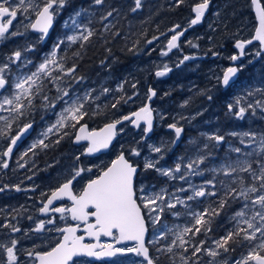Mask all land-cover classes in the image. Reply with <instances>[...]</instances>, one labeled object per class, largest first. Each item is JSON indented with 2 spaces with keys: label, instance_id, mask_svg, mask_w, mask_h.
Returning <instances> with one entry per match:
<instances>
[{
  "label": "snow or ice",
  "instance_id": "snow-or-ice-1",
  "mask_svg": "<svg viewBox=\"0 0 264 264\" xmlns=\"http://www.w3.org/2000/svg\"><path fill=\"white\" fill-rule=\"evenodd\" d=\"M251 5L256 9V15L259 26L256 28L255 35L250 40H236L234 47L239 50L238 55H232L231 61L236 62L244 56L245 46L251 45L253 40L259 41L261 48L255 53L260 56L264 52V0H250ZM68 0H0V42L12 39L16 36H26L29 30L38 32L40 35L34 43L26 42L19 46L10 55L5 57L4 62H0V138L8 139L6 150L0 152V157H9L14 149L29 134L33 128L34 121L28 120L29 114L37 107L45 112H52L56 120L41 131L38 137L21 154L23 160L31 152L35 155L37 148L46 149L50 146L45 141L53 135L59 134L55 141L60 143L69 133L67 128H77L75 141H87L88 146L82 155L91 156L102 150L108 149L118 132H122L125 122L139 128L143 124L144 137L146 139L153 128V109L145 104L138 111L130 115H123L121 118L113 119L106 123L99 131H88L87 125L82 123L85 117L89 115L87 105L99 100V96H93V89H86L83 92L77 91L73 85L82 83L84 77L77 76V61L82 58V53L87 46L92 43V38L99 35V38L105 43H110L109 35L114 40L121 35L120 31H113L115 28L114 13L119 15L116 8L103 13L99 21H94L95 12L88 8H80L64 21L63 28L70 34L60 36L53 43L51 50L46 53L41 61L34 65L35 70L22 71L33 65V61L26 55L34 51L35 43H41L49 36L50 29L53 28L57 16L67 5ZM93 5L103 6L105 0H92ZM176 6L184 3V0H174ZM135 6L130 9L135 13L142 7V0H134ZM210 6V0H201L192 8L194 18L191 19L189 27L201 22L205 12ZM18 14L22 16L19 20L17 30L10 31ZM217 15H219L217 13ZM34 17V18H33ZM112 18V19H110ZM27 20L28 23H24ZM103 24L99 34L96 29L91 27L94 23ZM23 31H20V28ZM172 33L167 40V51H161V56H167L173 49L179 47V39L183 35L180 31V25H174L168 30ZM186 31V29H185ZM161 35H165L161 33ZM159 37L153 36L147 40V45H152ZM211 39V37H209ZM79 43V49L69 55V50ZM140 40L135 41L129 52L136 50ZM191 44V42L189 41ZM192 47L198 45L191 44ZM106 51L111 53L110 49ZM63 53V54H61ZM213 55L217 53L213 52ZM194 59L192 56L185 55L176 67H180L186 61ZM73 61L71 66H66L67 62ZM103 63V62H101ZM11 65L16 66L13 72ZM243 65L228 67L222 78L217 77V83L228 87L238 71L242 70ZM171 68L167 64L163 70L155 72L156 77H163ZM11 75V79H9ZM51 85V87H49ZM124 84L117 85V91H122ZM135 89L136 84H132ZM52 89H55V95H50ZM111 91L104 88L101 95ZM255 92L264 94V88H256ZM148 100L151 101L156 92L148 89ZM203 94V93H201ZM137 93H133V96ZM248 95H254L249 91ZM133 96L124 99H117L111 108L116 109L118 105L128 103L133 100ZM211 100V95L208 96ZM36 100L40 104L35 103ZM188 101L184 102L186 105ZM58 105L60 111L56 112ZM182 105V106H184ZM260 108L264 111V104L257 101L255 105L249 103L247 108L242 106V97H237L234 103L227 105L228 113L234 115L237 119H244L248 109ZM103 111L97 105L91 115H103ZM28 120L19 126L21 119ZM163 119V116L160 115ZM183 118V117H182ZM194 119V117H193ZM17 124L18 131L15 135H10L13 131V125ZM118 125L121 126L118 129ZM174 130L175 139L170 141L174 145L178 142L183 131L177 123L168 125ZM64 130V131H62ZM232 136H238L241 145L249 148L253 144L255 147L251 151H244L243 148L229 144L228 154L220 159V162L213 163L211 167L202 168L214 156L213 149L220 146L225 141V136L217 133H201L206 140L202 147H196L193 155L187 157V163H184L185 157L175 163L174 167H162L160 161L164 158L163 152L169 150L168 144L161 143L156 146L149 144V152L160 154L158 157H144L143 170H154L159 176L167 178L169 181H181L183 184L175 187L174 191H169L168 187H161L155 190V185L144 183L137 186L136 178L141 171L140 166L131 159L139 158L141 151L133 147L130 149L128 157L123 151L111 161L110 166L99 169V175L88 179L83 189L77 194L73 192L74 181L82 177L85 172L91 173L93 168L97 167H73L70 178L60 184L47 196L46 203L39 209L42 214L58 213L59 220L64 221L70 215L74 225L65 224L59 227L57 218L53 216L47 220H41L36 223L31 231L58 234L53 237L54 246L46 251H27V256L34 258L38 264H82L81 257L95 258H113L117 256H127L133 253L136 257H142L141 261L134 264H157L159 255L154 260L149 254V248L146 244L159 245L156 252L159 254L175 255V249H182L188 253L191 248V255L180 256L181 264H200L199 255L210 257L207 264H229L227 259H218L223 254L234 252L236 247L243 246L244 242L253 244L246 256L236 260L234 264H264V135L254 132H232ZM247 138V142L245 140ZM195 145L196 141H189ZM235 154V157L233 155ZM254 158V159H252ZM76 161L80 162V156ZM255 164V167H253ZM7 160L0 159V168H8ZM20 168L25 167L23 163ZM210 173L209 179L203 180L200 184L192 182V177H204ZM247 174V176L243 175ZM31 179V177H29ZM250 180V182H249ZM186 184L187 187L183 185ZM8 185L0 188L3 192ZM15 191H22L19 185H14ZM181 193H187L182 196ZM45 196V193H41ZM65 198L71 201V207L55 206L54 202L62 201ZM239 203L242 206L233 215L229 217L232 227L226 230L225 235L218 239H213L209 234L213 230L216 218L220 217L232 204ZM178 206L183 211L178 210ZM202 209V210H201ZM2 211V209H0ZM18 211V210H17ZM170 213L174 218H184L185 223L168 224L164 222L163 217ZM15 219V217H13ZM31 220L32 217H29ZM149 224L151 225V239H146ZM46 225H51L45 228ZM2 228L11 229L12 232H20L21 229L11 223L0 225ZM82 231L84 235H77ZM259 234V236L257 235ZM203 235L205 239H199ZM85 236L94 239L95 243H85ZM101 236L109 237L112 243H101ZM170 243H161L168 241ZM211 239L214 247L207 246V240ZM125 241H134L132 247H118ZM18 241L11 240V246L0 243V250H3L7 256L6 264H19L15 252ZM235 246V247H234ZM0 264H3L0 261ZM86 264V262H83ZM175 264V261H172Z\"/></svg>",
  "mask_w": 264,
  "mask_h": 264
},
{
  "label": "flooded vegetation",
  "instance_id": "flooded-vegetation-1",
  "mask_svg": "<svg viewBox=\"0 0 264 264\" xmlns=\"http://www.w3.org/2000/svg\"><path fill=\"white\" fill-rule=\"evenodd\" d=\"M77 1L80 2L72 4V0H68L65 8L61 11L60 15L57 16L54 26L52 29H50L49 36L46 38V40L41 43H35L34 51L26 54L28 58L31 59L34 63L40 61V58L43 56V54H46L51 50L53 43L56 42L58 37L70 34L66 29L63 28V23L69 17V15L73 14L80 8H83L84 0ZM199 2H201V0L192 2L193 5H191V15L188 19L189 24L191 19L193 18L192 8L196 3ZM242 6L246 7L243 11V16L246 18L244 22L240 21V17H232L228 14L222 13L217 15V12L219 13V11H221L222 9L221 5L217 0H210V6L200 24L189 27V24L187 23L183 25L175 23V25H180V31L182 29L184 30L182 37H180L179 39V47L177 49L169 52L167 56H161V51L164 49L155 51V53L151 57L146 58L144 60L145 62L141 63V65L135 63L131 64L130 66L131 68L136 66L142 67L144 71L152 73V80L154 81L153 87H155L157 90H160L161 86L156 85V83H163L166 80L163 79L164 76L156 77L155 72L157 70H163L165 64H167L168 67L171 68V71L165 75L169 79V81L171 79H174L175 81L172 82H174L178 86L179 84L186 85L183 86L182 89L179 88L180 90H176V96L173 100L172 111L169 114H172V118L170 119L171 122L177 123V126L182 127V138H184L185 135L190 134L192 136V140L196 141L195 145L191 144L193 147H198L202 142L206 141L202 138L201 131L205 130L207 133H210L211 129H214L213 133L225 136V141L223 142L225 146L220 145L213 149L214 156L210 158L208 162L201 165L202 168L211 167L213 163L218 164L220 162V159L224 157V154H228V142H231V144L234 146L238 145V138L236 136L229 135L230 131L235 126H238L241 130L244 131L249 130L251 132H255L257 135H264V111H261L260 108H255L254 114L253 109H248L246 111L245 118L240 122H236L234 120L235 116L229 114L227 109V105L229 103H234L237 97H242V106L247 108V105H245V103H252L253 105H255L258 101V97L264 96V94L254 91L256 88H264V52H262L260 56L255 55V53L261 48L259 42L254 41L251 45H246V54L240 57L238 61L233 62L230 59L232 55L239 54V50L234 47L236 40H249L253 36L254 26L257 24L250 0H244ZM262 6H264V3H262ZM217 8L219 10L216 11ZM20 19H22V16L18 14V17L16 21H14L13 26H11L10 31L17 30ZM24 23L26 24L28 23V21L25 20ZM218 23L221 26V29H233V31L218 33V31L214 30L217 29ZM169 29L170 27L166 30V32H163L165 35H161L160 33L156 37L164 40L168 37L167 39H169L172 35V33L168 31ZM20 31H23L22 27L20 28ZM39 35V33H35L29 30L26 36H16L10 40L0 42V62H4L7 55H10L19 46L24 45L22 40H29L28 43H34L38 39ZM218 35L221 36V40L219 41L216 40V36ZM209 37H211V39H209ZM190 38H197V41H200L197 44L198 47L190 48L188 46L189 41L187 39ZM215 43H217L218 45H216ZM213 52L217 53V55H213ZM189 54H197L198 56L202 57L199 58V60H197L196 62L188 61L183 65H180V67H176L178 62L183 59V56ZM142 64L145 65L142 66ZM198 65H200L201 67V73L198 74L197 77L200 76V81L205 83V88L207 89L205 96L203 94H196L199 89L195 90L193 86L190 87V80L188 79V74H193L195 71L192 70V68ZM240 65H243L242 70L237 72L228 87H224L221 84L217 83L216 78H221L223 72L228 67H238ZM30 66L32 69L33 65ZM11 68L13 72L16 71L15 65H11ZM76 75L82 76L78 73H76ZM183 75L185 77H182ZM130 77H132V73L130 74ZM9 79H11V75H9ZM81 85L82 83H79L73 85V87L75 88V86H77V88H79V86L81 87ZM49 87H51V85ZM249 91H253L254 95H248ZM51 93L54 96L56 94L55 89H52ZM195 94L198 96H195ZM144 95L145 101L146 94L144 93ZM209 95H211L212 97L211 100L208 99ZM178 98H180V101H178ZM203 98H205L206 100L204 101ZM37 101L40 102L39 100H36V104H38ZM185 101H188L186 105H184ZM153 106V109L155 110V105ZM156 108L158 109V107ZM36 109L37 110L29 114V117L42 116L43 111H38V107ZM158 111L160 112L159 109ZM181 112L188 113L187 117H185L186 120H188L190 124L197 123L198 125L196 126V128L185 127L180 122V119L182 117ZM0 115H7V113H0ZM51 115L53 114L51 113ZM45 116H48L47 112H45ZM189 117L190 119H188ZM247 119L248 121H244ZM178 122H180V124ZM163 130L173 132L172 129H167V125L165 126L163 122H161V124L159 123V115L156 112V122L153 126L152 133L155 135L159 133V131L161 132ZM16 131H18V129L16 130V124H14L13 131L10 133V135H15ZM136 131L141 135L142 138L143 127H139ZM36 132L37 129L33 128L30 136L25 141H23L22 144L21 142L19 143V146L14 149V152L11 156L0 157V159L7 160L9 165L8 168H0V188L8 185V187L5 188L3 192H0V209H2V211H0V225L4 223H11L21 229L20 232L14 233L11 231V229L0 227V243L5 244L6 246H11L12 239H16L18 241L15 252L19 264H34L35 262L34 258L28 257L26 254L27 252L24 251H28L31 249H34L35 251H46L49 250L50 247L54 246L55 240L53 239V237H57L58 234L49 233L46 230L39 233L31 231L35 228L36 223L41 220L52 218L53 216L57 218L59 227H64L65 224L71 223L69 216L66 220L61 221L59 220L60 214L58 213L42 214L39 212V209L43 206L47 196L52 191L49 184L51 183L49 181L50 177H46V174L50 173L45 172L43 176V171H38L40 164L37 161H32L30 159H27L26 157L23 160L20 159L21 154L30 145L29 144L26 146L25 144L30 140L32 143L33 138L36 136ZM149 139L142 140L146 143ZM9 143L10 141L8 139L0 138V152L6 150ZM253 147H255V144H253ZM173 148L174 150H176V153H174L176 155H182L184 153V151L180 149L179 146H173ZM171 161L174 162L173 160ZM21 163H23L25 167L20 168L19 164ZM67 164V160H61V164L57 163L56 168L59 166L65 167ZM76 166H79V164L77 163ZM253 167H255V164H253ZM140 169L141 171L136 178L137 186H139V184L141 183H144L147 185H155V190L157 191L161 187L165 186L168 187L169 191H174L175 187L183 184V182L178 180L169 181L167 180V178L161 177L158 174L147 175L149 170L144 171L142 164L140 166ZM153 172L155 171L153 170ZM93 175L94 174H89L88 172L83 173L82 177L78 178L74 182V193L78 194L85 182ZM243 175L247 176V174ZM29 177H31V179H29ZM210 177L211 174L206 173L204 177H192L191 179L193 183L200 184L203 180L209 179ZM67 179L68 177L64 181H66ZM81 183L82 185L80 186ZM14 185H19L22 191H15V188L13 187ZM183 186L187 187L186 184H184ZM41 193H45V196H41ZM181 195L186 196L187 193H181ZM54 205L69 207L71 204L68 200L64 199L55 203ZM178 210L183 211L182 207L180 206H178ZM222 216L223 219L221 220V222H219L218 219L215 220L213 225L214 229L221 230L223 225L222 223H227L228 216ZM13 217H15V219H13ZM29 217H32V219L30 220ZM163 220L170 225H183L185 223L183 217L176 219L170 213H166L163 217ZM49 227H51V225L45 226L46 229ZM151 231V225L149 224L146 239H151ZM77 235H84V233L82 231H79ZM170 241L171 237H169L168 241H161V243H170ZM84 242L93 243L94 240L85 238ZM100 242L112 243L113 241L109 237L101 236ZM134 244V241H125L117 246L132 247L134 246ZM146 246L149 248V254L154 260L159 255L157 264H167L166 260L164 259L166 254H159L156 252V248L159 247V245L146 244ZM175 250L178 251L179 248ZM142 259V257H136L133 253H129L127 256L123 257L117 256L113 258H102L101 260L87 257L79 258L82 264L83 262H86V264H134V262L141 261ZM0 261H2L3 264H6L7 262V256L3 250H0ZM175 261V264H180L179 261ZM144 264H146V262H144Z\"/></svg>",
  "mask_w": 264,
  "mask_h": 264
},
{
  "label": "trees",
  "instance_id": "trees-1",
  "mask_svg": "<svg viewBox=\"0 0 264 264\" xmlns=\"http://www.w3.org/2000/svg\"><path fill=\"white\" fill-rule=\"evenodd\" d=\"M189 1L194 2L196 0H184V3L180 6H176L174 0H142V7L133 13L130 9L135 6L134 0H105V4L103 6H95L93 5L92 0H84L83 8H88L89 11L95 12L94 21H99L100 15L111 10V8H116L119 15L117 16L116 13H114L115 20L113 22L115 23V28L113 31L119 30L121 35L114 40L109 35L108 39L111 42L107 44L99 38V35L94 36L92 38V43L89 44L86 50L82 53V58L77 61L78 68L76 73L84 77L83 86L86 89L89 86L99 87L100 85H102L100 90H103L106 86L109 88L112 79H114L116 86L123 83L124 87L122 91H110L109 93L102 95L99 100L87 105L89 115L85 117L82 122H86L92 127H98L102 123H105L114 117L124 115L140 105L143 101L144 93L146 94L147 87L154 85L152 80L153 75L143 69L131 70L130 66L135 63L141 65V63L145 62L144 60L151 54V52L147 50L149 48V45L146 44L147 40L152 39L153 36H157L164 31L166 32V30L175 23H179L180 25L185 23L189 24L188 19L191 15V5H193L192 3H189ZM217 1L222 8L219 13L217 12L218 14H228V12L233 8L241 7L244 3V0ZM78 2L80 1L72 0V4ZM91 27L95 28L99 34L103 24L94 22ZM214 30L218 31V33L233 31V29H221L219 23L217 24V29ZM137 40H140V43L136 46V50L129 52L128 49L132 48L133 44ZM194 40L197 44L200 42L197 41V38ZM216 40H221V36H216ZM215 44L218 45L217 43ZM163 48L164 46L161 47V49ZM78 49L79 44L73 46L68 54L71 55L72 52H75ZM106 49H110L111 53L109 54ZM153 50L160 51V49L156 47H154ZM72 62L73 61L69 60L67 65L71 66ZM192 70L195 71L193 74H188V79L190 81H187L190 82V87L193 86L195 90L199 89L196 94L201 95V93H203L205 96L207 92L205 83L200 81V77H197V75L201 73V67L196 66L193 67ZM131 73L132 77L129 76ZM106 78L109 79L105 80ZM131 81L132 84H136L135 89L132 87ZM181 86L186 85L181 84ZM178 87L179 86L174 82L162 85L160 93L162 106H169L168 103L170 104L171 101L174 100L176 96L175 92ZM133 93H137V95L133 96ZM196 94L195 96H198ZM129 96H133L132 101H129L128 103L121 102L116 109L111 108V105L116 103L117 99H120L121 97L127 99ZM203 100L205 101L206 99L203 98ZM178 101H180V98H178ZM97 105H99L104 114L93 116L91 115V112L96 109ZM23 120L25 119H21L19 126L24 123ZM16 127H18L17 124ZM75 129L76 128H67L66 131L69 135L60 140L59 144L55 143V141L59 138V134L51 136L49 140L45 141L50 144L48 148H37L34 150L36 153L35 155L30 152L26 157L27 159L32 161L35 160L40 164L38 171H43V176L45 172L50 173L46 174V177H50L49 181L51 183L49 184L51 186L50 189L52 190L67 177H70L73 167H76V164L78 163L75 159L77 156H80V162L78 164L91 167L93 163L90 165L89 163L92 161H98L99 169H101L104 168L115 153L119 151H124L128 157L130 149L133 146V143H135H132L133 138H131L130 133L127 134L122 131L119 132L118 139L115 141L110 151L97 158H86L81 156V148L72 143ZM61 160H67L68 164L65 167L59 166L56 168V164H61ZM98 172L99 170H96V173ZM148 174L154 175L153 171H149ZM81 185L82 183L80 186ZM241 206L242 205L239 203L232 204L231 207L227 208V210L223 212L220 217L216 218L219 222H221L223 219L222 215L228 216L227 223H222L223 225L221 230L213 228L212 232L209 234L213 239H218L220 236L225 235L226 230L232 227V224L229 222V217L233 215L235 211L239 210ZM199 239H205V237L200 235ZM211 242V239L207 240V245ZM255 243H257V241L253 242V244H249L245 241L243 246L236 247L234 252L230 251L227 253L228 258L232 260L233 258L242 256L243 254H247L249 249L254 246ZM174 251L175 255H165L164 259L167 264H172L173 260H177L181 264V255H191L190 252L184 253L182 249Z\"/></svg>",
  "mask_w": 264,
  "mask_h": 264
},
{
  "label": "rangeland",
  "instance_id": "rangeland-1",
  "mask_svg": "<svg viewBox=\"0 0 264 264\" xmlns=\"http://www.w3.org/2000/svg\"><path fill=\"white\" fill-rule=\"evenodd\" d=\"M246 7H244V6H241V7H235V8H233L231 11H229L228 12V15L229 16H232V17H240V21L241 22H244L245 20H246V18L243 16V11H244V9H245ZM168 38V37H167ZM167 38L164 40V39H162L161 41H159L158 43L156 42V41H154L153 42V46L154 47H156V48H158V49H161V47L162 46H164L165 47V44H166V41H167ZM188 41H190L191 42V44H195V45H197V43L195 42V40L193 39V38H190V39H187ZM29 40H22V42L25 44L26 42H28ZM191 44L190 43H188V46L190 47V48H196V47H192L191 46ZM166 49V48H165ZM165 49L163 50V51H165ZM167 50V49H166ZM45 54H43V56H44ZM42 56V57H43ZM42 57L40 58V61H41V59H42ZM40 61H38V62H35L34 64H33V66H32V69H30V70H35V68H34V65L35 64H37V63H39ZM144 63V62H143ZM145 64H142V66H144ZM131 70H135V69H142V67H133V68H130ZM23 71V70H22ZM182 77H185L184 75L182 76ZM109 78H111V77H109ZM109 78H106L105 80H107V79H109ZM112 79V78H111ZM172 81H175L174 79H171L168 83H171ZM191 81H192V79H191ZM50 86V85H49ZM102 85H100L99 87H92V86H89V87H87V89H93L94 91H93V96H99L100 98L102 97V95H101V92H102V90H100V87H101ZM182 87L183 86H181V84H179V87H178V90H180V89H182ZM75 88H76V90L77 91H79V92H83L84 90H86V88H84L82 85H81V87L79 86V88H77V86H75ZM104 88H108L107 86L106 87H104ZM109 88L111 89V91H113V90H116L117 89V86H116V84H115V82H114V79H112V81H111V85H109ZM180 88V89H179ZM258 101H260L262 104H264V96L263 97H261V96H259L258 97ZM249 103H245V105H248ZM252 104V103H251ZM62 105H58L57 106V108H56V112H59L60 111V107H61ZM156 107H158V109L160 110V112L158 111V109L156 108ZM37 110V109H36ZM38 111H43L42 109H40L39 107H38ZM155 111L158 113V115H159V123L161 124V122L163 121V120H170L171 118H172V114H169V112L166 110V107L165 106H162L159 102H156L155 103ZM165 112V113H164ZM160 115H162L163 116V119H161L160 118ZM187 115H188V113H186V112H181V116L183 117H181V119H180V122L185 126V127H193V128H196V126L198 125L197 123H193V124H190V122L188 121V120H186V118L185 117H187ZM188 119H190V117L188 118ZM28 120H33L34 122H36V123H39V125H40V127L38 128V130H37V132H36V136L33 138V141L38 137V134L41 132V131H43L47 126H48V124H50V123H52V122H54L55 120H56V116L53 114V116L51 117V118H49V120H47L46 118H45V112L43 111V114H42V116H41V118H36V119H34V118H31V119H28ZM28 120H23L24 122H26V121H28ZM214 120V119H213ZM234 120L236 121V122H240V121H242L241 119H237L236 117L234 118ZM244 121H248V119L247 120H244ZM170 121H168V123H169ZM180 122H178L179 124H180ZM123 132L124 133H127V134H129V133H131V130H129L127 127H123ZM216 129H218V128H216ZM202 133H207L205 130L204 131H201ZM214 132V129H211V132L210 133H208V134H212ZM232 132H237V133H241V132H251V131H249V130H241L238 126H235L231 131H230V133H232ZM255 133V132H254ZM261 134H259V135H257V139L259 138V136H260ZM167 136V137H166ZM173 137H174V135L172 136V134L169 132V131H167V130H163V131H159V133H157V134H155L150 140H148L146 143H144V142H141V140H140V136L139 135H136V134H134V133H132V135H131V138H133V141H132V143L133 142H135V143H133V146L131 147V148H133V147H136V148H138L140 151H141V156L139 157V158H136L137 160H139V161H141V164H142V166H143V163H144V157H148V156H152L153 158H156V157H158L160 154H155V153H150L149 152V148H148V145L149 144H153V145H156V146H159V145H161V143L163 142V143H165V144H168V147H169V150H166V151H164L163 152V156H164V158L160 161V165L159 166H162V167H174V165H175V163H177V162H179L180 161V158L181 157H185V160H184V163H187V157L188 156H191V155H193V153L195 152V149H196V146H192L190 143H189V141H191L192 140V136L189 134V135H185L184 136V138L181 140V142L179 143V148L180 149H182L183 151H184V153L181 155V154H174V153H176L175 151L176 150H174V148H173V145L172 144H170V141L171 140H173ZM237 138H238V145H237V147H241V148H243L244 149V151H251L252 150V148H253V145L251 146V147H249V148H244V145H241L240 144V142H239V137L238 136H236ZM202 138L203 139H205L203 136H202ZM245 140H246V142H247V138H245ZM32 141V142H33ZM206 142V141H205ZM205 142H202L198 147H202L203 146V144L205 143ZM29 144H31V140L28 142V143H26L25 145L27 146V145H29ZM229 144H231V142H228V148H229ZM221 145H224L225 146V144L224 143H222ZM176 147V146H175ZM142 150H143V152H142ZM179 155V156H178ZM224 156H225V154H224ZM233 157H235V154H233ZM166 159H167V162H164V161H166ZM254 159V158H253ZM100 160V159H99ZM171 160H173L174 162H172ZM171 161V162H170ZM168 162H170V163H168ZM93 165H96L97 167H95V168H93V172L94 171H96V170H98L99 169V164H98V161H95L94 162V164ZM149 175V174H148ZM157 189H158V187H157ZM236 212V211H235ZM234 212V213H235ZM258 236H259V234H257ZM259 241H257V243H258ZM208 247H214V245H212V242L210 243V244H208L207 245ZM24 252H27V251H24ZM189 252H190V254H191V248L189 249ZM247 254H243L242 256H246ZM242 256H239V257H236V258H233L232 260H230L229 258H228V256H227V253L226 254H223L221 257H219L218 259H220V260H224V259H227L228 261H229V264H234V262L236 261V260H239V259H241V257ZM209 259H211L210 257H208V256H206V255H202V254H200L199 255V262H200V264H207V261L209 260ZM250 264H254V262H250Z\"/></svg>",
  "mask_w": 264,
  "mask_h": 264
},
{
  "label": "water",
  "instance_id": "water-1",
  "mask_svg": "<svg viewBox=\"0 0 264 264\" xmlns=\"http://www.w3.org/2000/svg\"><path fill=\"white\" fill-rule=\"evenodd\" d=\"M195 6V5H194ZM193 6V7H194ZM252 10H253V12H254V15H255V18H256V21H257V25H256V28L259 26V21H258V18H257V15H256V9L252 6ZM193 12V11H192ZM207 12V11H206ZM206 12H205V14H206ZM194 14V13H193ZM195 15V14H194ZM203 19V18H202ZM256 28H255V30H254V35H255V31H256ZM182 31H184V30H182ZM184 33V32H183ZM253 35V36H254ZM252 39V38H251ZM254 41H256V40H253V42ZM259 42V41H258ZM192 57H194V59H196V58H198V56H192ZM194 59H191V60H194ZM189 61V60H188ZM153 98V97H152ZM152 100V99H151ZM145 104H147V105H149L150 106V101L148 100V98L146 99V102H145ZM144 104V105H145ZM143 105V106H144ZM142 107V106H141ZM140 108V107H139ZM139 108H137L135 111H138L139 110ZM135 111H133V112H135ZM132 113V112H131ZM131 113H128V114H126V115H130ZM122 117V116H121ZM121 117H119V118H121ZM153 117H154V115H153ZM116 119H118V118H116ZM112 120H110V121H108V122H105V123H103L100 127H97V128H89V126L86 124V123H84V124H86L87 125V130L88 131H99L101 128H103L104 127V125L106 124V123H109V122H111ZM153 123H154V119H153ZM130 124V123H129ZM130 126L131 127H134V128H136L135 126H133L132 124H130ZM118 127H119V125H118ZM32 130V129H31ZM30 130V131H31ZM78 127L75 129V134H74V137H73V143L74 144H76V145H79V144H83V143H85L86 144V147L84 148V151H83V153L85 152V149L87 148V146H88V142L87 141H80V142H76L75 141V135L77 134V132H78ZM30 133V132H29ZM151 133V132H150ZM150 133L148 134V136L150 135ZM147 136V137H148ZM143 137H144V135H143ZM116 140V137L113 139V141H112V143L110 144V146H109V148L108 149H105V150H102V151H100V152H98V153H95V154H93V155H91V156H88V157H93V156H97V155H99V154H101V153H104V152H106V151H108L109 149H110V147L113 145V143H114V141ZM120 154V153H119ZM118 154V155H119ZM117 155V156H118ZM84 156H87V155H84ZM116 156V157H117ZM115 157V158H116ZM114 158V159H115ZM113 159V160H114ZM110 164H111V162H110ZM110 164L108 165V166H110ZM99 175V174H98ZM64 183V182H63ZM87 183V182H86ZM85 183V184H86ZM62 184V183H61ZM84 184V185H85ZM84 187V186H83ZM83 187H82V189H83ZM81 189V190H82ZM50 195V194H49ZM66 200H67V198H65ZM46 200H47V198H46ZM46 200H45V202L44 203H46ZM69 202H70V204H71V201L70 200H68ZM57 202H59V201H57ZM57 202H54V204L55 203H57ZM43 207V206H42ZM69 207H71V205L69 206ZM69 217H70V215H69ZM70 220H71V218H70ZM72 221V220H71ZM73 222H75V221H73ZM76 223V222H75ZM71 225H74V224H71ZM147 234V233H146ZM85 238L86 239H92V238H89V237H87V236H85ZM94 240V239H93ZM96 241L94 240V242L93 243H95ZM34 264H38V262H36L35 261V263Z\"/></svg>",
  "mask_w": 264,
  "mask_h": 264
},
{
  "label": "bare ground",
  "instance_id": "bare-ground-1",
  "mask_svg": "<svg viewBox=\"0 0 264 264\" xmlns=\"http://www.w3.org/2000/svg\"><path fill=\"white\" fill-rule=\"evenodd\" d=\"M189 3H192V1H189ZM218 10V8L216 9ZM175 23V22H174ZM182 37V36H181ZM133 68V67H132ZM127 72V71H126ZM129 72V71H128ZM132 72V71H131ZM130 76V75H129ZM200 77V76H199ZM203 85V84H202ZM184 90V89H183ZM211 94V93H210ZM220 105V104H219ZM154 107V106H153ZM132 111V110H131ZM165 113V112H164ZM264 121V120H263ZM167 137V136H166ZM184 223V222H183Z\"/></svg>",
  "mask_w": 264,
  "mask_h": 264
}]
</instances>
